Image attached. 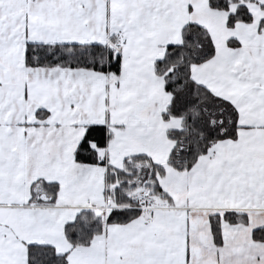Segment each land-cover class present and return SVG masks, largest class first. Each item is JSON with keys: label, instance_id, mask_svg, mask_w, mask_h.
I'll use <instances>...</instances> for the list:
<instances>
[{"label": "snow or ice", "instance_id": "snow-or-ice-1", "mask_svg": "<svg viewBox=\"0 0 264 264\" xmlns=\"http://www.w3.org/2000/svg\"><path fill=\"white\" fill-rule=\"evenodd\" d=\"M0 264H264V0H0Z\"/></svg>", "mask_w": 264, "mask_h": 264}]
</instances>
